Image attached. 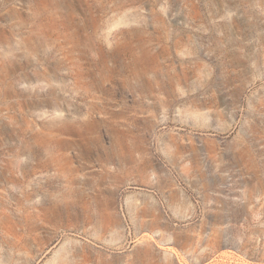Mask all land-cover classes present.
I'll return each instance as SVG.
<instances>
[{"label":"rangeland","instance_id":"374dc122","mask_svg":"<svg viewBox=\"0 0 264 264\" xmlns=\"http://www.w3.org/2000/svg\"><path fill=\"white\" fill-rule=\"evenodd\" d=\"M0 264H264V0H0Z\"/></svg>","mask_w":264,"mask_h":264}]
</instances>
